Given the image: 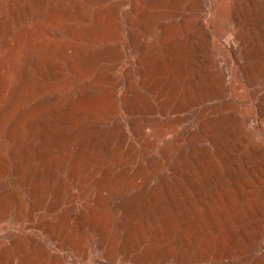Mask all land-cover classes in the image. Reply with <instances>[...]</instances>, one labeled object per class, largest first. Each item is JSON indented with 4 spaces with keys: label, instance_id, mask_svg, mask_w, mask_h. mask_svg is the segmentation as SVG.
Instances as JSON below:
<instances>
[{
    "label": "bare ground",
    "instance_id": "1",
    "mask_svg": "<svg viewBox=\"0 0 264 264\" xmlns=\"http://www.w3.org/2000/svg\"><path fill=\"white\" fill-rule=\"evenodd\" d=\"M232 1L234 7L232 11H235V17L233 18L239 27L245 21H258L257 17L260 14L263 0ZM166 3L170 4L172 8L168 11L162 23H160L158 36L149 42H142L138 46L139 56L136 59V73L141 77L144 89L131 88L133 79L132 62L125 70V79L127 83H130V88L127 87L123 95L125 108L130 114H135V109H137L134 108L133 97L141 98L143 90L151 91L156 96H164L170 90L169 86L165 84L166 80L164 81L163 79L164 74L170 75L169 77L172 80L177 78L180 76L182 67L190 60L192 53L189 51L187 56L183 57L179 53L176 44L174 32L180 31L179 25L183 26V29L190 36L194 37L196 34L202 46H209L213 39L206 26L210 14V0H132L130 21L134 25L133 36L135 39L140 34L139 32L142 30L146 31L151 15L155 11L153 9L162 10L164 8L162 4ZM117 14L118 4L116 0H0V177L6 173L11 175L9 184L4 188L0 187V198L5 197L4 201L15 208V221H21L24 217L25 201L21 193L23 180L30 178L34 169L39 175L50 172L49 170L53 169L54 159L52 158L53 150L48 147L51 146V143L53 146H63L67 141V136H70L71 145H69L71 148L74 145L77 146L73 152L69 147L72 152V156L69 158L72 163L70 177L75 181L79 180L81 172L85 171L90 161H94V159L96 160L95 163H98V167H94L95 169L97 167L95 179L98 180V189L100 191L108 185L109 179L122 176L125 173L122 168L127 158L124 157L125 160L122 163L120 162L122 165V167L119 166L120 169L117 167L116 169L114 166L115 162L122 160V158L120 159V148H115L116 151H112L108 157L103 152V155H98L99 151L97 152V149L100 147L99 145L110 136L111 132L108 133V130L104 129L94 133V130L92 131L84 120L78 117V113L86 110H88V114L96 115L102 113V110L107 112L115 111L119 108V91L115 83L114 68L117 57ZM45 21L49 24L46 36H44L45 34L43 35V32L39 34L38 30L39 26L43 27ZM259 24L261 23L259 22ZM103 37H106V39H104L105 46L102 48L100 45H102L101 41L103 39L101 40V38ZM232 37H235L237 46L231 45ZM242 37H244V43L246 44V59L252 60L253 64H247L245 62L246 59L240 55V45H243ZM221 38L233 53L235 61L240 67L241 75L260 78L259 83L250 85L253 88L252 104L256 109H261L264 112V69H262L264 66V50H260L261 46L244 34L243 29L239 33L237 32V35L227 33ZM240 42L241 44L239 45ZM187 43H185V46L183 45L185 48ZM223 64L222 61L218 63L221 68H224ZM226 77L225 73L211 78L214 90H218L219 87L227 84ZM189 80L191 81L190 88H199V83L196 82L195 76L190 74ZM68 89H71V91H67ZM179 89L181 90V88ZM43 93H47V95L43 97ZM238 109V107H224L216 113L223 123L212 125L213 131L210 133H212L211 139L214 145V153L213 155L206 153L200 156V176L208 174L211 169L215 170V167L217 169L218 164L216 166L214 164L218 163L215 162L218 159L223 166L227 167L229 165L225 141V129L227 131L229 128V120L226 119L234 115L233 127L237 129L243 128L244 123L241 124ZM257 119L258 114H254L248 116L246 120L251 127L256 128ZM132 124L140 127V123L136 124L135 121H132ZM140 132L142 131L138 130V133ZM116 133L114 134L118 136V132ZM163 134L165 136L164 132ZM179 138L180 135H177L174 141L177 142ZM245 140L249 144L250 149L246 155L244 165L249 167V165L253 164L255 166L259 159L263 161L262 191L256 195L252 209V214H254V216L252 215L254 217L253 221L257 226L255 227L256 231H246L244 236L234 234L233 240L237 243L240 242V246L237 247L235 252L232 251L231 254H223L222 258L228 264L247 263L255 252H263L264 248V131L257 138H250L249 136ZM4 141L13 143L9 153L2 146ZM120 141L121 139L119 143ZM35 146L37 148L40 147V158L38 161H34L36 158L34 159L31 155L34 149L32 147ZM178 162L175 161L170 165L174 175L179 171ZM10 163H12V166H10ZM164 163H169L166 152L163 158L159 159L158 166ZM138 165L135 175L141 176L144 173V161H140ZM228 169L230 170V168ZM213 174L211 175L213 176ZM234 181L235 183L231 184H237V181ZM162 182V184L156 185L152 192L150 188V196L145 200L133 197L135 199L127 201L125 205L123 204L125 208L123 207V211H120L121 214L118 216L112 215L114 223L113 221L111 222L113 219L110 218V220L108 218L107 205L102 200L103 197L84 202L81 211L77 214L78 222L82 226L90 225V228L98 237L97 242L95 241L97 246L101 249L106 248L108 255L122 251L126 252L127 256L128 254H133L139 261H148L153 248L157 246H149L145 250L143 249V244L146 242V235L150 228L143 222L144 220L142 221L140 213H136V215L133 210L141 212L150 208L162 209L163 195L165 191H171L163 188L165 179ZM33 193L35 198L33 209H37L43 204L42 185L34 189ZM225 199L230 201V195L227 194ZM175 204L171 206L176 207ZM113 206L117 205L114 204ZM57 207L58 205L56 204L54 208ZM73 207L74 205L72 204L71 208ZM220 210L222 209L220 208ZM56 211L58 212V210ZM63 211L62 213L58 212L60 214L57 220L49 219L47 224L52 231L61 232L63 240L65 239L64 243L71 244L75 242L69 234V228L72 224H70L66 215L68 211L66 213ZM223 211L225 212V210ZM5 217L6 214H0V220ZM168 217H165L167 223H169ZM74 244L76 245V243ZM72 247L75 248L74 246ZM142 249L144 251L139 253ZM50 255L48 254L47 256L46 252L37 250L35 246L29 244L28 241L22 239L16 233L10 232L0 237V264H6L9 260H14L17 257L21 258V264L27 262L29 264H37L36 262L39 261L45 264L44 260L47 261V257H50ZM57 262L64 264L62 258L54 256L53 264Z\"/></svg>",
    "mask_w": 264,
    "mask_h": 264
},
{
    "label": "rangeland",
    "instance_id": "2",
    "mask_svg": "<svg viewBox=\"0 0 264 264\" xmlns=\"http://www.w3.org/2000/svg\"><path fill=\"white\" fill-rule=\"evenodd\" d=\"M116 2L118 4V34L116 35L117 57L114 68L115 83L119 91V108L118 110H113L114 112H104L105 110H102L104 113L100 111L102 113L97 112L98 114L96 115H90L87 113L88 110H86L78 113V117L83 119L85 124L92 131L94 130V133L105 129L108 130V133L111 132L113 134L114 137L110 134L105 141L101 142L100 147L97 146L99 147L97 152L99 151L98 155L106 154V157H108L112 151H116L115 148H120V159L122 158V160L115 162L114 166L120 169L122 161L125 160L124 157L127 158L122 168L125 171L124 176L120 175L119 177H114L115 179H109L108 185L100 191L98 189V180L95 179L98 163H95L96 160L94 159V161H90L87 167L85 166L86 170L81 172L83 176L80 174L79 180L75 181L70 177L72 163L69 158L77 146L74 145L71 148L70 136H67V141L63 146H60L61 148L53 146L51 143V148H48L53 150V169L42 175H39L34 169L31 177L23 180L24 182L22 181L21 193L24 196L25 211L21 221L14 220L16 215L15 208L4 201L5 197L0 198V214H6V217L0 220V237L10 232L18 234L22 239L28 241L29 244L35 246L37 250L46 252L47 256L51 254L50 257H47V261L44 260L45 264H53L54 256L62 258L64 264H225L227 261L223 260V254H231L232 251L235 252L237 247L240 246V242H234V234L244 236L246 231H256L255 227L257 226L253 221L254 217L252 215L254 216V214H252V209L256 195L262 191L263 161L259 159L255 166L253 164L249 165V167L244 165L246 155L250 149L245 139L249 136L250 138H257L259 134L263 133L264 112L261 109H256L252 104L253 88L250 85L259 83L260 78L241 75L240 67L236 63L233 53L221 37L227 33L237 35V32L239 33L243 29L244 34L261 46V48L259 47L260 50H264V0L263 9L261 8L257 17L258 21H255L256 24L253 21H245L240 27L233 18L235 17V11H232L234 10L232 0H210V14L206 26L213 39L209 46H202L196 34L194 37L190 36L183 29V26L179 25L180 31L174 32L179 53L185 57L190 51L192 56L184 65L185 67H182L180 76L177 78L172 80L169 77L170 75L164 74L163 79L164 81L166 80L165 84L170 89L164 96H156L151 91L143 90L141 98H132L135 104L134 108H137L135 109V114H130L125 108L123 94H125L130 84L125 79L126 67L132 62L133 79L131 88L144 89L141 77L136 73V59L139 56L138 46L142 42H149L158 36L160 23H162L172 7L166 3L162 4V6L164 5L162 10L153 9L155 11L151 15L146 31L142 30L139 32L140 34L135 39L133 36L134 25L130 21L132 0H116ZM47 23L45 21L43 27H38L39 34L43 32V35L45 34L44 36H46V30L49 25ZM258 25H260V28ZM104 39L106 37L101 38L103 42L101 41L102 45L100 47L102 46V48L105 46ZM242 39L243 45H240L241 42L239 43L240 55L246 59V44L244 43V37ZM186 42L188 43L185 48ZM231 45H238L235 37H232ZM219 61L224 63V68L219 67ZM245 62L253 64L252 60L246 59ZM262 69H264V66ZM225 73L227 84L219 87L218 90H214L211 78ZM190 74L195 76L196 82L199 83V88H190ZM250 80L252 81L250 82ZM67 91H71V89ZM46 95L47 93L43 97ZM224 107L239 108L241 124L244 123L243 128L237 129L233 127L234 115L226 119L229 120V128L227 131L225 129L226 151H228L226 155L229 156V165L227 167L223 166L218 159L215 161L218 163L214 164L215 166L218 164L217 169L215 167V170L211 169L208 174L200 176V156L206 153L213 155L214 153V145L211 139L212 133L210 132L213 131V124L223 123L216 113ZM254 114H258L256 128L251 127L246 120L248 116ZM202 117L203 119H201ZM132 121H135L136 124L140 123V127L133 126ZM138 130L144 132V134L142 132L138 133ZM116 132H118V136L114 134ZM163 132L165 136H163ZM175 135H180L177 142L174 141ZM108 145L109 147L111 145L110 149H108ZM2 146L9 153L13 143L4 141ZM38 148L36 146L32 147L33 154L31 153V155L34 159L36 158L34 161H38L40 158V147ZM165 152L168 155L169 163L158 166L159 159L163 158ZM140 161H144L145 165L142 178V175H135ZM175 161H179V171H177L176 175L171 171L172 166H170ZM10 166H12V163H10ZM94 166H97L96 169ZM234 168L235 170H233ZM235 172L238 173L235 174ZM36 174L38 175L36 176ZM9 179H11L9 173L1 176L0 187H6L9 184ZM164 179L163 188L171 191H165L162 199V209L150 208L141 212L133 210L135 214L140 213L142 221L144 220L143 222L150 228L147 232L143 249L145 250L149 246H157L153 248L148 261H139L133 254H128L127 256L126 252L122 251L108 255L106 248L101 249L97 246L96 240H98V237L90 228V225L82 226L79 224L77 214L81 211L82 204L87 200L103 197L102 200L107 205L108 218L113 219L110 220L114 223L112 215H120V211H123L127 201L135 198L145 200L150 196L154 187L162 184ZM29 180L30 182H28ZM234 180L237 181V184H231L235 183ZM34 184L35 186H33ZM41 185L43 204L37 210L33 209L35 200L33 191ZM227 194L230 195V201L225 199ZM56 204L59 209L54 208ZM72 204L74 205L73 208H71ZM114 204L117 206H113ZM172 204H175L176 207H172ZM66 206L68 207L66 208ZM56 210L60 213H62V210L65 211H63L64 213L68 211L66 215L70 224H72L69 228V234L75 240L74 243L76 245L74 243H71L72 245L64 243L65 239L63 240L61 232L52 231L47 224L49 219H58L57 217L60 213L58 214ZM32 211L35 212L33 213ZM165 217L169 218L170 224L166 222ZM76 223L79 225H74ZM143 249L139 253L143 252ZM136 260L137 262H135ZM152 260L153 262H151ZM9 261L6 264H21V258L19 257L14 260L11 259V263ZM36 263L43 264L42 261ZM258 263L264 264V248L263 252H255L250 260L244 264Z\"/></svg>",
    "mask_w": 264,
    "mask_h": 264
}]
</instances>
